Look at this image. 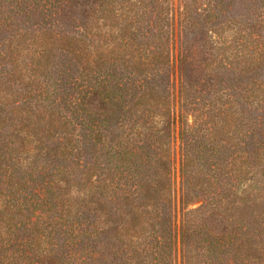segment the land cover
Wrapping results in <instances>:
<instances>
[{
	"label": "trees",
	"instance_id": "trees-1",
	"mask_svg": "<svg viewBox=\"0 0 264 264\" xmlns=\"http://www.w3.org/2000/svg\"><path fill=\"white\" fill-rule=\"evenodd\" d=\"M181 4L0 0V264H264V0Z\"/></svg>",
	"mask_w": 264,
	"mask_h": 264
},
{
	"label": "rangeland",
	"instance_id": "rangeland-1",
	"mask_svg": "<svg viewBox=\"0 0 264 264\" xmlns=\"http://www.w3.org/2000/svg\"><path fill=\"white\" fill-rule=\"evenodd\" d=\"M169 5L171 7L170 13L171 15L173 14L174 18L177 20L179 11L181 10L182 4L181 0H169ZM174 87L172 88V104H171V110H174L175 113H178V108H179V95H178V73H175L174 77ZM191 120V117H190ZM179 150H180V139L178 135V127L176 128L174 132V136L172 138V143H171V152L173 153V158H175V185H176V193L179 196V181H180V176H179V163H180V155H179ZM197 204L193 205L196 206ZM177 264H181V258L180 254H177Z\"/></svg>",
	"mask_w": 264,
	"mask_h": 264
}]
</instances>
